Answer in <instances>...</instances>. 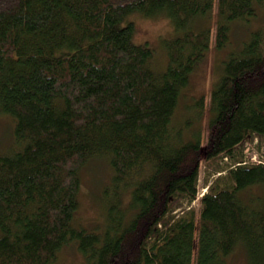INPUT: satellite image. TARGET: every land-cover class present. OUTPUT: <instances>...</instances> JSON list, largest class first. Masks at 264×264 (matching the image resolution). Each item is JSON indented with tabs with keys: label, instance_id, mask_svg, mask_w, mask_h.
I'll use <instances>...</instances> for the list:
<instances>
[{
	"label": "trees",
	"instance_id": "1",
	"mask_svg": "<svg viewBox=\"0 0 264 264\" xmlns=\"http://www.w3.org/2000/svg\"><path fill=\"white\" fill-rule=\"evenodd\" d=\"M133 13L178 32L161 74ZM261 15L264 0H0V264H53L66 246L86 264H264V25L174 120L211 46ZM96 160L110 175L86 229L80 172Z\"/></svg>",
	"mask_w": 264,
	"mask_h": 264
},
{
	"label": "rangeland",
	"instance_id": "2",
	"mask_svg": "<svg viewBox=\"0 0 264 264\" xmlns=\"http://www.w3.org/2000/svg\"><path fill=\"white\" fill-rule=\"evenodd\" d=\"M128 18L132 20L135 26L133 42L136 44H142L144 42L148 43V45L153 49L154 56L157 57L155 68L158 67V69L154 70L157 72V74H161L165 70L167 63L165 44L175 38L178 35V32L174 30L171 22L166 16H159L152 19L142 17L138 13H133ZM214 20L215 11H213L211 14V22ZM251 22L252 21H249L248 25H243V23L233 25L231 33L232 44H229L228 48L214 50V48L211 46V50L207 53L206 57L200 61L198 67H196L194 72L191 74L189 86L184 92L186 95L181 98L180 107L177 113H175L174 120H179V117H184L183 111L185 107L183 104L186 105L188 103V97H197V95L199 96L201 94H205V96H207V91L210 90L220 79L222 71L219 72V67L222 61L226 59L230 52H235L236 49L239 48L237 45L238 42L246 36L251 28H254L255 23V27L264 25V16L261 15L257 21L252 23V25H250ZM233 45H236V47L231 48L230 46ZM206 120V115L203 114V117L200 120L201 126L205 125ZM11 129V121L6 117H1L0 149H2L7 144V137L10 135ZM203 134L204 132L202 133V137ZM256 156L257 154L255 152L247 154V157L255 160L257 158ZM109 175V166L104 160L91 161L87 167H84V169H82L80 172L81 186L78 194L80 206L76 211L74 221L79 225V227L93 229L99 225L98 222L101 217V204L99 200L100 191L101 187L108 181ZM203 177L204 173L201 171L198 179L197 199L190 205H185L186 210L194 209L197 218L200 210L198 198H200L201 195L206 192ZM67 247L68 246L64 248V251L62 250L63 252L59 253L57 261L53 264H86L84 257L78 250L76 251L75 249L73 251L72 248L66 249ZM244 263L245 260H240L234 261L232 264Z\"/></svg>",
	"mask_w": 264,
	"mask_h": 264
}]
</instances>
